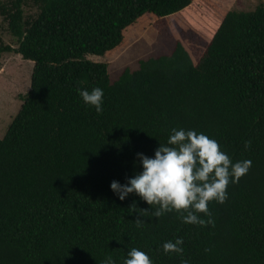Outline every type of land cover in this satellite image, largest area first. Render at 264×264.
I'll list each match as a JSON object with an SVG mask.
<instances>
[{
    "label": "trees",
    "instance_id": "16d2710c",
    "mask_svg": "<svg viewBox=\"0 0 264 264\" xmlns=\"http://www.w3.org/2000/svg\"><path fill=\"white\" fill-rule=\"evenodd\" d=\"M0 17L18 43L0 36V55L33 61L0 138V264H122L133 247L153 264H264V3L0 0ZM148 24L175 40L170 53L114 80L106 62L87 58L113 55ZM95 87L101 113L77 92ZM172 128L251 161L224 203L209 202L205 226L175 211L157 220L135 193L121 201L110 188L142 171L137 153L152 157ZM176 238L183 254H165Z\"/></svg>",
    "mask_w": 264,
    "mask_h": 264
},
{
    "label": "clouds",
    "instance_id": "9594fccd",
    "mask_svg": "<svg viewBox=\"0 0 264 264\" xmlns=\"http://www.w3.org/2000/svg\"><path fill=\"white\" fill-rule=\"evenodd\" d=\"M77 92L86 106L94 107L97 113L103 111L102 88L77 89ZM137 158L142 171L126 177L123 184L118 180L110 184L119 200L135 193L151 206L157 220L175 211L180 213L183 223L200 226L212 222L209 202L224 203L228 185L238 183L251 167L250 160L233 162L215 139L183 128H172L167 144H159L152 157L137 153ZM201 213L209 217L207 222ZM182 245L183 238H176L164 242L162 249L165 254H183ZM104 264L115 261L109 256ZM122 264H153V261L146 252L133 247L122 258Z\"/></svg>",
    "mask_w": 264,
    "mask_h": 264
},
{
    "label": "rangeland",
    "instance_id": "374dc122",
    "mask_svg": "<svg viewBox=\"0 0 264 264\" xmlns=\"http://www.w3.org/2000/svg\"><path fill=\"white\" fill-rule=\"evenodd\" d=\"M264 0H230V7L236 10H251ZM25 14H34L31 5L24 7ZM0 36L6 44L18 45L17 38L8 30L7 23L0 17ZM175 40L158 32L152 24L133 30L128 43L113 55L99 56L89 54L87 58L106 62L112 80L125 69L135 70L141 59L170 53ZM33 61L24 59L14 51L0 55V138L4 136L12 117L21 107L22 95L30 89Z\"/></svg>",
    "mask_w": 264,
    "mask_h": 264
}]
</instances>
